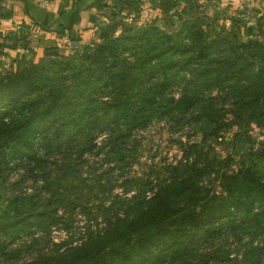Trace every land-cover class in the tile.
I'll use <instances>...</instances> for the list:
<instances>
[{"label":"trees","instance_id":"1","mask_svg":"<svg viewBox=\"0 0 264 264\" xmlns=\"http://www.w3.org/2000/svg\"><path fill=\"white\" fill-rule=\"evenodd\" d=\"M247 34L243 41L229 31L207 39L195 22L173 32L149 27L106 39L84 52L80 64L64 59L53 69L43 63L40 72L8 73L7 82L25 85L27 95H15L20 109L0 120V232L28 239L13 247L12 235L0 242L4 264H131L135 255L157 247L170 248L171 264H197L191 252L198 245L184 240L212 241L205 264H264L262 176L254 163L204 147L227 122L237 126L234 136L245 137L248 127L264 124V16ZM172 86L180 89L176 98L164 94ZM216 103L243 111L226 122L229 110L218 111ZM158 104L179 111L197 107L201 140L181 143L180 158L145 177L131 175L136 145L129 135ZM9 154L15 156L11 164ZM247 154L264 163V146ZM87 155L104 167L87 172ZM10 169L21 173L4 183ZM101 177H120L121 195L93 205L94 224L80 241L49 251L41 247L20 259L22 248L44 238L39 232L63 225L56 206L65 194L77 199L101 185ZM25 179L33 182L31 191L20 188Z\"/></svg>","mask_w":264,"mask_h":264},{"label":"rangeland","instance_id":"2","mask_svg":"<svg viewBox=\"0 0 264 264\" xmlns=\"http://www.w3.org/2000/svg\"><path fill=\"white\" fill-rule=\"evenodd\" d=\"M52 3L56 6L53 12L46 6ZM38 8L49 11L48 16L32 15L33 9ZM84 10L87 14H80L85 13ZM16 12L17 14H14ZM81 15L86 18V22L84 21L80 28H75L73 23L76 24ZM262 16L264 0H0V120L9 119L11 114L20 109V103L14 104L17 97L15 95L18 94L21 98L27 95L25 85L7 82L8 73L23 69L32 72L34 68L36 72H40L42 68L37 67L43 63L53 69L56 60L68 59L70 62L80 64L84 52H90L94 46L106 39L140 34L149 27L173 32L183 23L195 22L207 39L222 34L223 31H229L238 40L243 41L248 38V30L255 26L257 19ZM61 19L63 23H60ZM56 20L58 23H55ZM60 31L67 32L66 42L60 39ZM15 47H18L17 50L10 54L8 48ZM52 80L54 85L60 86V81L54 74ZM179 92V88L172 86L164 94L176 98ZM169 105L153 106L148 113V121L141 128L131 131L129 140L136 145V159L129 166L131 175L145 177L150 169L165 161L171 162L180 158L181 143L201 140L199 127L201 119L197 116L201 113L197 107L193 110L179 111L178 107ZM220 106L216 103L213 107L218 108V111L229 110L225 114L226 122L229 118L235 120L232 112L243 111L237 104L231 109L228 103ZM226 124V127L220 129L219 135L204 141V147L208 143L210 153L214 152L219 156L228 154L234 160H241L245 164L254 163V168L264 180V163L247 154L249 150H259L264 146V124H253L248 127L246 137L234 136L233 132L237 130V126L230 122ZM99 138L98 136L97 139ZM12 155H8L9 164L12 162L14 156ZM86 157L90 165L85 169L87 172L91 169L97 172L104 167L100 158L90 155ZM87 172H84V175L89 176ZM20 173L21 169L6 170L3 173L4 183L12 181ZM119 181L120 177L115 181L113 178L105 181L101 177L99 181L101 185H93L91 189H86L87 192L80 194L77 199L66 193L67 198L64 202L56 206V212L64 219L63 225L52 224L45 231L39 232L44 238L31 248H22L19 258L28 257L41 247L49 251L79 242L86 233L85 229L94 224L93 205H107L113 197L121 195ZM32 184L31 179H25L20 188L24 186L25 191H31ZM213 187L217 191L220 190L215 181ZM86 208L89 213H85ZM95 219L97 221L101 219L97 212ZM8 235L14 237L10 243L11 247L15 246L17 241L27 238L24 233L15 237L14 234L0 232V242L4 241L2 245L9 241ZM183 243L198 245L197 251L191 252V258L192 260L198 258L200 261L197 264H203L207 255L204 251L212 241L184 240ZM169 252L170 248L167 250L152 248L151 252L135 255L131 264H171ZM4 261L0 255V264H4Z\"/></svg>","mask_w":264,"mask_h":264},{"label":"crops","instance_id":"3","mask_svg":"<svg viewBox=\"0 0 264 264\" xmlns=\"http://www.w3.org/2000/svg\"><path fill=\"white\" fill-rule=\"evenodd\" d=\"M33 5V4H32ZM47 7H50V11H55L56 10V6L52 3V4H49V5H46ZM33 8H34V6H33ZM33 11H34V14L32 13V15H39L40 17H47L48 16V12L49 11H47L46 9H43V8H38V9H33ZM85 11V13L84 12H80V14H87V11L86 10H84ZM14 14H17V12L16 13H14ZM17 16V15H16ZM81 18H82V20H81ZM81 18H80V20L79 21H76V24L75 23H73L74 24V27L75 28H80L82 25H83V23H84V21L86 22V18L85 17H82V15H81ZM7 21V20H6ZM61 21H62V19H61ZM58 23V20H56L55 21V23ZM60 23H63V21L62 22H60ZM73 26V25H72ZM60 34V39H61V36H62V34H67V32L66 31H62V32H60L59 33ZM68 35V34H67ZM49 37H53V35H49ZM48 40H46V42H47ZM45 42V41H44ZM17 48L18 47H15L14 49H12V48H8V50H9V53L10 54H12L13 52H15L16 50H17Z\"/></svg>","mask_w":264,"mask_h":264},{"label":"built area","instance_id":"4","mask_svg":"<svg viewBox=\"0 0 264 264\" xmlns=\"http://www.w3.org/2000/svg\"><path fill=\"white\" fill-rule=\"evenodd\" d=\"M61 40H62V42H66L68 40L67 34H62Z\"/></svg>","mask_w":264,"mask_h":264}]
</instances>
